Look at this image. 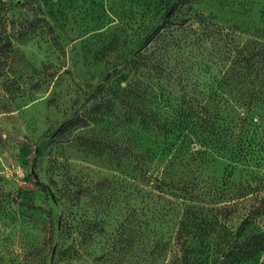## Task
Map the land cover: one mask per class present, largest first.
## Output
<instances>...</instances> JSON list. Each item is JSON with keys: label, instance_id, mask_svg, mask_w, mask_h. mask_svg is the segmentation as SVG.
<instances>
[{"label": "rangeland", "instance_id": "374dc122", "mask_svg": "<svg viewBox=\"0 0 264 264\" xmlns=\"http://www.w3.org/2000/svg\"><path fill=\"white\" fill-rule=\"evenodd\" d=\"M257 234L264 0H0V264H264Z\"/></svg>", "mask_w": 264, "mask_h": 264}, {"label": "trees", "instance_id": "16d2710c", "mask_svg": "<svg viewBox=\"0 0 264 264\" xmlns=\"http://www.w3.org/2000/svg\"><path fill=\"white\" fill-rule=\"evenodd\" d=\"M252 239L256 241L255 244L248 249L245 246L241 249V251L239 250L241 256L246 255L248 253H251L252 256H259L262 252H264V245H261V243L264 242V235L257 234L252 237Z\"/></svg>", "mask_w": 264, "mask_h": 264}]
</instances>
